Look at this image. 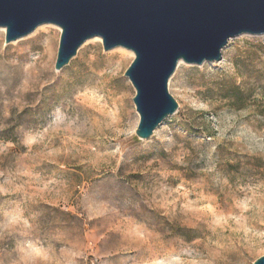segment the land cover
<instances>
[{
    "label": "rangeland",
    "instance_id": "374dc122",
    "mask_svg": "<svg viewBox=\"0 0 264 264\" xmlns=\"http://www.w3.org/2000/svg\"><path fill=\"white\" fill-rule=\"evenodd\" d=\"M60 32L9 44L0 32V264L263 256L264 36L231 39L218 63L179 64L177 112L139 140L134 56L87 41L55 71ZM231 85L250 94L242 109L221 98Z\"/></svg>",
    "mask_w": 264,
    "mask_h": 264
},
{
    "label": "water",
    "instance_id": "95a60500",
    "mask_svg": "<svg viewBox=\"0 0 264 264\" xmlns=\"http://www.w3.org/2000/svg\"><path fill=\"white\" fill-rule=\"evenodd\" d=\"M43 25L61 31L55 71L93 38L104 51L133 53L124 76L135 90V135L147 140L177 112L168 82L178 63H218L231 39L264 36V0H0L5 44Z\"/></svg>",
    "mask_w": 264,
    "mask_h": 264
},
{
    "label": "trees",
    "instance_id": "16d2710c",
    "mask_svg": "<svg viewBox=\"0 0 264 264\" xmlns=\"http://www.w3.org/2000/svg\"><path fill=\"white\" fill-rule=\"evenodd\" d=\"M225 93L222 95V99L225 100L228 104L237 105V109H242L246 104V101L249 99L250 94L247 89H243L242 87H237L231 85L228 88H225ZM264 116V115H263ZM211 138V137H208Z\"/></svg>",
    "mask_w": 264,
    "mask_h": 264
},
{
    "label": "bare ground",
    "instance_id": "6f19581e",
    "mask_svg": "<svg viewBox=\"0 0 264 264\" xmlns=\"http://www.w3.org/2000/svg\"><path fill=\"white\" fill-rule=\"evenodd\" d=\"M55 27V26H54ZM59 31H60V29L58 28V27H56ZM0 32H2L3 34H5V29H3V28H0ZM89 41H98V42H101V40L99 39V38H93L92 40H88V42ZM120 49H122V48H120ZM125 50V49H124ZM131 55H133V53H131L130 51H128ZM182 62H179L178 63V65L179 64H181Z\"/></svg>",
    "mask_w": 264,
    "mask_h": 264
}]
</instances>
